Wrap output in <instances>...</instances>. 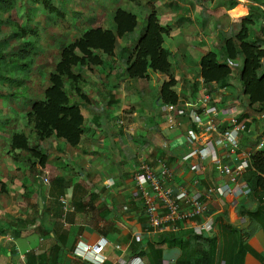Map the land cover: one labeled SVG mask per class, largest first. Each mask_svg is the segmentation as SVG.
<instances>
[{
	"label": "crops",
	"instance_id": "0c3cea01",
	"mask_svg": "<svg viewBox=\"0 0 264 264\" xmlns=\"http://www.w3.org/2000/svg\"><path fill=\"white\" fill-rule=\"evenodd\" d=\"M214 86L212 92L205 87L217 105L230 111L219 127H226L228 119L246 115V131L239 137L241 152L251 156L264 149V113L259 112L260 107H247L236 80L223 89ZM198 95L195 102L182 105H194ZM154 110L139 125L140 132L129 130L120 136L112 135L117 130L111 134L110 127L106 130L105 122L115 116L114 109L97 113L98 122L105 126L101 132L82 114L85 132L78 146H69L66 174L53 173L43 188L31 193L34 204L0 229V264H90L73 257L72 251L76 246L93 245L100 238L107 241L104 264H122L134 257L143 264H264V218L257 214L252 224L246 215L257 210L259 199L264 204V192L211 195L206 199V214L213 220L209 234L196 235L195 222L146 232L147 220L132 177L140 158L151 166L163 161L171 170L168 185L173 189L183 187L193 194L225 183L232 185L221 176L212 157L202 162L199 175L190 172V164L198 160H183L190 148L186 142L190 126L187 114L175 116L176 125L170 129L166 117ZM260 143L262 149H258ZM213 156L221 163L228 162L220 146H213Z\"/></svg>",
	"mask_w": 264,
	"mask_h": 264
},
{
	"label": "rangeland",
	"instance_id": "374dc122",
	"mask_svg": "<svg viewBox=\"0 0 264 264\" xmlns=\"http://www.w3.org/2000/svg\"><path fill=\"white\" fill-rule=\"evenodd\" d=\"M39 2L14 0L11 9L0 11V41L20 28L36 32L23 39L0 43V53L4 56L19 50L25 39L34 43L27 71L12 69L7 57L5 65L0 64V229L6 228L17 214L21 215L34 204L30 195L35 189L44 187L43 178L54 177L55 173L66 174L69 145L54 137L39 142L25 118L28 100L42 97L48 75L59 61L62 45L72 42L90 27L111 28V14L116 8L137 16L136 30L117 40L114 56L103 57L104 66L74 69L75 74H80L77 86L89 101L85 103L75 93L68 92L71 103L79 104L81 113L98 131H104L105 126L98 122L97 113L114 109L115 116L105 122L106 130L110 127L109 133L117 130L112 135L120 136L129 130L140 132L143 119L155 112L154 109L159 110L156 94L163 81L168 80L159 74L151 75L150 80H128L123 76L122 58L127 52L119 55L120 48L137 40L150 8L155 9L161 25H169L170 35L165 38L163 47L172 55L171 74L178 80L176 91L184 102L189 101L192 83L199 81L200 57L209 51H219L224 39L238 33L243 19L249 18L252 22L248 27L250 38H264V0H52L63 13L62 17L49 14ZM92 18L94 21L89 22ZM240 68L241 61L234 62L230 82L236 80L239 85ZM21 80L23 84L19 86ZM198 87L203 86L199 84ZM209 87L212 92L215 86ZM133 111L137 114L133 115ZM12 133H22L31 144L41 146L47 156L44 169L38 162L32 166L23 153H8ZM98 141L99 146L103 145Z\"/></svg>",
	"mask_w": 264,
	"mask_h": 264
},
{
	"label": "trees",
	"instance_id": "16d2710c",
	"mask_svg": "<svg viewBox=\"0 0 264 264\" xmlns=\"http://www.w3.org/2000/svg\"><path fill=\"white\" fill-rule=\"evenodd\" d=\"M39 1L49 14L63 16V13L52 4V0ZM13 6L14 0H0V11L11 9ZM157 16L155 9L150 8L137 40L120 48L119 55L127 52V56L122 58L123 76L126 79L150 80L151 75L155 74L167 77L168 80L163 81L156 94L158 108L163 105L179 106L189 101L195 102L200 82L204 87L216 85L218 89L226 88L232 77L234 62L241 61L238 74L241 94L246 98L247 107L257 105L260 107L259 112L264 113V38H250L248 27L252 22L249 18L242 20L240 30L234 37L224 39V44L218 48L220 52L209 51L200 57L197 73L199 81L192 83L189 101L184 102L176 91L178 80L171 74L172 55L163 47L165 38L170 35V28L169 25H161ZM93 19L89 22H93ZM111 23V28L106 29L90 27L72 42L62 45L59 61L48 75V84L43 90L42 97L28 100L26 124L32 128L39 142L51 137L62 140L70 147H76L81 142L85 132V119L79 104L71 103L68 92L75 93L85 103L89 100L77 86L80 74H75L74 69L104 66L106 62L103 57L114 56L117 40L134 33L138 18L131 12L116 8L111 14ZM1 26L0 19V31ZM30 34L35 35L36 32L33 29L20 28L2 39L0 43H4V40L23 39ZM32 52L33 41L25 39L16 52L12 51L7 56L0 53V64L5 65L7 57L12 69L27 71L31 64ZM18 83L19 86L22 85L23 80ZM237 120L246 125V115L239 116ZM224 128L225 126L219 129ZM8 146L9 154L23 153L32 166L38 162L40 168H45L46 154L38 143L31 144L24 134L12 133ZM244 181L251 193L264 192V149L250 156V168L244 175ZM257 214L264 218V204L260 199L257 210L246 214L252 224ZM173 242L175 243V240Z\"/></svg>",
	"mask_w": 264,
	"mask_h": 264
},
{
	"label": "built area",
	"instance_id": "2783aa9c",
	"mask_svg": "<svg viewBox=\"0 0 264 264\" xmlns=\"http://www.w3.org/2000/svg\"><path fill=\"white\" fill-rule=\"evenodd\" d=\"M200 90L199 100L194 105H163L159 106V110L166 117L170 129L176 125L175 116L187 114L190 126L186 131V142L190 148L183 160L191 158L198 160L190 164V172L199 175L203 170L202 162L212 157L213 163L220 169L221 176L227 177L232 185L225 183L193 194L183 187L173 189L168 185L172 179L171 170L163 161L158 160L156 166H151L140 159L132 177L147 220V233L158 232L181 222H195L196 235L209 234L213 231V220L206 214V199L211 195L224 197L251 194L249 187L243 182V177L250 168V155L241 152L239 148V137L246 131V125L239 123L236 118H231L226 122V127L220 130L219 125L230 115V111L217 105L209 89L202 87ZM197 107L200 112L195 111L194 108ZM202 142L205 143L201 145ZM213 146L224 149L227 163H221L213 156ZM262 147V143L258 144V149ZM42 181L44 184L48 183L47 178H43ZM106 185L111 187L112 183ZM106 247L107 241L100 238L93 245L76 246L72 256L90 264H104ZM116 248L120 249L119 246ZM122 264L143 263L139 257H134ZM162 264L174 263L162 261Z\"/></svg>",
	"mask_w": 264,
	"mask_h": 264
},
{
	"label": "water",
	"instance_id": "95a60500",
	"mask_svg": "<svg viewBox=\"0 0 264 264\" xmlns=\"http://www.w3.org/2000/svg\"><path fill=\"white\" fill-rule=\"evenodd\" d=\"M203 143H205V142H202V143H200V144L202 145Z\"/></svg>",
	"mask_w": 264,
	"mask_h": 264
}]
</instances>
